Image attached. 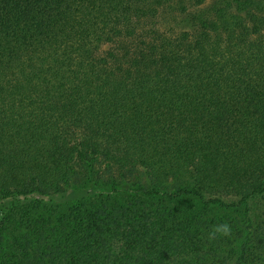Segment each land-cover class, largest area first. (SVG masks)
Instances as JSON below:
<instances>
[{
  "label": "trees",
  "instance_id": "1",
  "mask_svg": "<svg viewBox=\"0 0 264 264\" xmlns=\"http://www.w3.org/2000/svg\"><path fill=\"white\" fill-rule=\"evenodd\" d=\"M0 264H264V0H0Z\"/></svg>",
  "mask_w": 264,
  "mask_h": 264
},
{
  "label": "clouds",
  "instance_id": "2",
  "mask_svg": "<svg viewBox=\"0 0 264 264\" xmlns=\"http://www.w3.org/2000/svg\"><path fill=\"white\" fill-rule=\"evenodd\" d=\"M231 235V227L227 223L218 224L213 231L209 233L208 239L214 241L218 236L229 237Z\"/></svg>",
  "mask_w": 264,
  "mask_h": 264
}]
</instances>
